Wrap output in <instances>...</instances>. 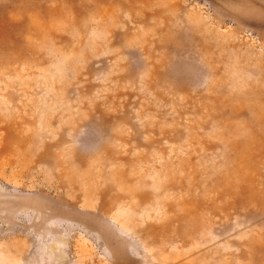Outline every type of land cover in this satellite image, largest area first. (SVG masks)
I'll return each instance as SVG.
<instances>
[{
	"label": "rangeland",
	"instance_id": "obj_1",
	"mask_svg": "<svg viewBox=\"0 0 264 264\" xmlns=\"http://www.w3.org/2000/svg\"><path fill=\"white\" fill-rule=\"evenodd\" d=\"M0 264H264V0H0Z\"/></svg>",
	"mask_w": 264,
	"mask_h": 264
}]
</instances>
